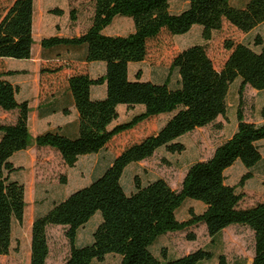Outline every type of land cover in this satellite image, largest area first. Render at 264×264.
I'll use <instances>...</instances> for the list:
<instances>
[{
    "label": "trees",
    "instance_id": "16d2710c",
    "mask_svg": "<svg viewBox=\"0 0 264 264\" xmlns=\"http://www.w3.org/2000/svg\"><path fill=\"white\" fill-rule=\"evenodd\" d=\"M187 7L173 14L169 0H92L90 27L76 37H48L41 40L43 54L60 63L42 66V80L65 74L63 84L53 87L39 104V117L71 109L78 114L76 122L44 132L34 139L37 147H49L59 153L63 163L73 168L83 156L98 154L121 134L144 122L163 115L169 119L154 134L133 143L117 154L91 184L54 202L49 210L39 213L31 227L30 264H46L49 256V227H63L69 253L62 264L103 262L107 255H117L120 264H214L211 252L199 249L186 256L160 260L151 246L167 233L205 225L213 238L233 225L246 226L254 234V256L251 264H264V201L250 208H240L242 195L226 184L225 172L240 161L247 172L239 186L251 179V170L261 162L258 144L264 142V109L262 122L245 120L242 106L246 87L264 90V40L257 35L253 47L243 43H226L230 52L220 71L207 55L205 46H190L176 54L170 70L176 71L178 84L168 81H141L140 73L129 78V64L141 63L147 55L148 41L162 31L172 36L187 34L192 27L202 28L205 40L222 29L226 22L242 33H248L264 22V0H247L236 7L230 0H187ZM60 15L59 9L50 11ZM116 17L130 18L133 31L127 36H107L103 31ZM33 0H11L0 8V60H27L31 56ZM75 20V11H70ZM84 48L78 62L105 64V73L91 78L72 68L62 59L69 51ZM17 74L0 69V110L17 112L14 124H0V256L11 249L14 223L22 226L25 188L13 175L20 171L10 161L13 154L26 150L32 142L28 131L27 101L16 99L18 88L6 78ZM239 79L237 127L232 136L216 147L205 161L193 163L187 170L180 189H172L157 179L142 184L133 179V190L126 194L121 178L126 167L142 162L160 148L170 154L184 152L178 142L196 129L214 124L225 117L229 86ZM106 86V96L93 100V86ZM143 107L124 123L109 126L118 119V106ZM221 128V125H217ZM64 177L61 182L64 183ZM194 200L204 206L200 214L189 210V219L178 221L176 211L184 201ZM97 213L101 222L89 244L77 246L80 228ZM190 240H194L190 237ZM164 257L165 252L162 251ZM229 264L224 255L217 263Z\"/></svg>",
    "mask_w": 264,
    "mask_h": 264
},
{
    "label": "rangeland",
    "instance_id": "374dc122",
    "mask_svg": "<svg viewBox=\"0 0 264 264\" xmlns=\"http://www.w3.org/2000/svg\"><path fill=\"white\" fill-rule=\"evenodd\" d=\"M10 1L0 0V8L8 5ZM89 1H85L86 7L89 6ZM246 1L230 0L236 7H240ZM169 3L170 11L173 14L183 11L188 4L187 0H169ZM87 13L88 9L86 15ZM81 15L84 19L85 15L82 13ZM132 31L133 22L130 18L116 17L106 33L111 36H127ZM257 35H260L264 40V22L248 33H242L224 22L220 31L211 34L210 40L204 39L202 28L199 26L192 27L187 34L181 36H172L166 31H162L156 38L148 41L147 55L144 61L129 64V78L133 80L135 75L140 73L141 81L155 83L168 81L169 85L174 88L178 84L179 77L176 71L170 70V64L173 57L180 51L190 46L203 45L215 69L220 71L230 54L225 48L226 43H243L253 47V41ZM4 61H9L6 65L13 67L10 61L17 62L18 60L5 59ZM63 81L64 77L62 76L44 78L41 80L40 96L43 98L45 94L52 91L53 87L63 84ZM239 85L240 80L237 79L229 86L225 117H218L214 124L196 129L178 140L185 146L184 152L170 154L164 148H160L152 157L126 167L121 178L124 192L126 194L132 192L130 190H133L135 176H138L144 185L162 179L172 189L178 191L188 168L195 162L209 159L216 147L227 141L236 131ZM21 97H31V94L22 92ZM17 100L20 98L18 97ZM242 103L245 120L260 124L262 122L260 111L264 109V90L258 92L246 87ZM117 111L116 124H121L134 114L143 111V107L137 106L129 109L120 105ZM169 117V115H163L150 119L134 130L119 135L98 155L83 156L75 170L68 167L67 172L61 157L53 151L46 153L45 156L40 154V157H44V161L38 162L34 170L29 168L24 172L15 173L13 179L20 181L25 188L24 228L30 216H34L38 209L42 210L51 206L53 202H59L73 192L91 184L92 180L100 176L117 154L131 144L157 132ZM217 125H221V128H218ZM258 147L262 157L261 162L251 170L252 177L244 183L243 187L239 186V182L247 170L240 161H237L225 172L226 184L235 187L236 192L242 195L240 208H250L264 201V142H260ZM62 177L65 179L64 183L61 182ZM189 210L200 214L203 212L204 206L194 200L184 201L176 211L177 220L189 219ZM96 215L89 224L79 229L77 246L89 244L85 243L88 240L92 241V234L99 224L97 217L100 219L99 222L102 219L100 213ZM24 228L15 224L12 249L7 256H0V264H30V244L24 237ZM64 230L59 226L48 228L49 256L46 264H62L67 258L69 246L64 236ZM190 237H193L194 240H190ZM199 249L213 254L210 263H217L218 256L224 255L229 264H251L254 256V234L246 226L233 225L211 238L205 225L199 224L184 231L167 233L159 237L151 246L153 255L162 261L177 259ZM162 251L165 252L164 257ZM120 259L117 255H107L103 262H93V264H120Z\"/></svg>",
    "mask_w": 264,
    "mask_h": 264
},
{
    "label": "crops",
    "instance_id": "0c3cea01",
    "mask_svg": "<svg viewBox=\"0 0 264 264\" xmlns=\"http://www.w3.org/2000/svg\"><path fill=\"white\" fill-rule=\"evenodd\" d=\"M85 1L86 0H33V19H32L33 44H32L30 58L27 60H18L17 62L10 61V64L11 65L13 64L12 65L13 67H9L8 65H6L7 62L9 61L0 60V69L3 68L4 71H12L18 73L9 76L6 79L18 88L16 99H18L19 97L20 98V100H18L19 102L27 101L29 103V108H30L28 114V131L32 139V142L30 143L29 147L26 150L13 154V156L10 159L14 167L20 168V171L22 172L28 170L29 168L34 170L35 169L34 167L37 165L38 162L42 163V161H44L43 160L44 157H40V154H44L45 156L46 153L55 151L49 147H37L34 143V139L38 135L47 131L55 130L59 127H67L66 128L67 130H71V125H73L78 118L77 111H75V109L73 108L71 109L68 115H64L61 112H58L47 115L45 117H39L38 108L40 101L42 100V97L40 96L41 80H42V76L40 74L41 67L60 63L58 60L48 59V57L43 54L40 43L42 39L48 37L56 36V37L70 38L83 34L91 25V17L93 12L92 0L89 1L90 4L88 7L84 5ZM53 9H59L62 13L60 15L50 13V11ZM70 9L75 11L74 21L70 19V11H71ZM87 9H88V13L86 15ZM81 13L85 15L84 19H82ZM110 26H108L103 31V33L107 36H111L110 34L106 33L107 29ZM83 52H84V48L69 51L64 55L62 59H64V61L67 60L70 63V65H72L73 69L87 73L93 79L103 76L105 73L104 63L78 62V59ZM8 60H12V59H8ZM61 76L65 78L66 75L62 74ZM22 92L31 94V97H21ZM90 96L91 99L93 100L104 99L106 96V86L101 85V86L91 87ZM16 117H17L16 111L5 112L0 110V124H14L16 121ZM116 121H114L109 126V128L116 125ZM81 158L82 157L78 159V162ZM78 162L76 163L75 167L71 168V170H75ZM63 166L65 167V170H67L68 172L69 170L68 167L65 166L64 163ZM130 191H132V189ZM51 206H48L42 210L38 209L34 214V216H30V219L28 220V223L26 224L25 228H24L25 226V217H24L22 224L24 228L23 233H24V237L27 239L29 244L31 243V227L34 218L36 217L37 214L44 213L47 210H49ZM95 216L97 215L95 214L93 217ZM91 219L89 220V222L91 221ZM99 221L100 219L99 217H97V223H100ZM89 222L87 224H89ZM15 224L16 223H14L13 225V230ZM78 240H79V230L77 232L76 244ZM85 243H91V241L88 240ZM12 244H13V239H12ZM12 244H11V249H12ZM29 261H30V251H29Z\"/></svg>",
    "mask_w": 264,
    "mask_h": 264
}]
</instances>
